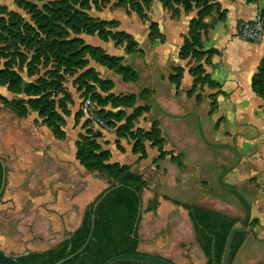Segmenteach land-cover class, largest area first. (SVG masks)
Listing matches in <instances>:
<instances>
[{"label":"rangeland","instance_id":"rangeland-1","mask_svg":"<svg viewBox=\"0 0 264 264\" xmlns=\"http://www.w3.org/2000/svg\"><path fill=\"white\" fill-rule=\"evenodd\" d=\"M148 3L0 0V69L10 70L22 87H36L38 95L33 98L52 102L56 113L52 119L62 132L56 136L49 122L26 103L27 96L12 94L6 90V83H0L1 96L12 102L23 101L22 109L0 102V161L4 162L6 176L0 197L3 253L18 256L41 252L64 240L80 225L87 207L116 183L114 167L125 166L145 182L139 253L161 256L175 264L205 263L181 205L202 206L238 220L243 218L240 204L217 183L221 168L232 164L235 154L205 145L193 117L168 118L150 101L155 79L151 78L152 62L148 60L159 32L150 25L157 16L162 20L163 13L152 12L155 20L150 18L152 2ZM169 12L177 17L171 8ZM203 22L202 34L208 28L207 21ZM85 46L96 51L90 54L82 49ZM103 54L119 61L104 60ZM187 59L189 70L203 69L199 65L203 58ZM121 67L129 68L136 79L125 80ZM181 69L173 68L171 76L180 75ZM196 74L198 83L189 88L191 96H187L192 99L190 103L168 93L170 110L158 105L174 115L196 113L210 142L238 148L240 163L223 180L235 184L250 206L246 230L252 234L245 237L232 264H264V133L257 139L243 140L240 133L244 129L213 116L217 93L209 92L215 87L204 69ZM165 87L170 88V84ZM87 99L95 109L101 108L98 114L105 128L81 112ZM155 124L166 152L160 160L152 141L143 136ZM232 129L237 135L231 136ZM88 144L94 152L105 153L94 171H87L75 157L77 149ZM171 155L177 156V163L183 166L170 162ZM152 198L157 201L154 212L147 211ZM173 229L179 239L170 246H160L163 251L156 249L155 245L164 244L163 239Z\"/></svg>","mask_w":264,"mask_h":264},{"label":"trees","instance_id":"trees-1","mask_svg":"<svg viewBox=\"0 0 264 264\" xmlns=\"http://www.w3.org/2000/svg\"><path fill=\"white\" fill-rule=\"evenodd\" d=\"M144 1H148V4L151 2V0H143V2ZM247 1L249 3H255L257 0ZM158 2L164 9L171 8L174 15H178L180 8L183 12H190L194 9L197 10L196 17L191 19L188 24L187 36L178 53L180 59L184 60L189 57L201 59L214 52L212 49L202 51L201 34L205 31L203 22L205 18L211 16L213 12H216L219 18H221L224 14V11L219 10L216 0H158ZM262 15L264 16V13ZM100 23L105 24L103 21ZM108 23L110 25L113 24V22ZM150 28H157L158 30V26L155 22L151 23ZM126 37L129 36L126 35ZM156 40L159 42L163 41V36L159 32L158 39ZM72 41L79 42L80 40L73 39ZM86 47L87 46L82 49H88L89 53L90 51H96L91 47ZM127 50L130 51V47H128ZM103 55L102 59L104 60L110 62L119 61V58L116 59L114 57L105 56V54ZM120 70L123 72L125 80L136 79V76L129 70V68L121 67ZM179 71L181 72L180 75L178 74L177 76L176 74L168 77V81L174 84L176 89H178L180 85L182 76V69ZM196 71L203 72V69L200 66L194 71L189 70L190 75L193 77V87L198 83ZM126 75H128V77H126ZM0 83H6V90L12 94L23 93L27 96L28 100L26 103L32 109L36 110L40 117H44V120L49 122L51 125L50 127L56 136H61L62 132H60L55 120L52 119V116L56 114L54 110H52V102L46 101L43 98H33L38 95L36 87L31 86L30 84H27L25 87H22V85L20 86V80L17 79V76L12 77L10 70L4 68L0 69ZM192 86L190 89H192ZM250 88L255 96L260 99H264V60H261L259 63L257 72L251 79ZM190 89L186 92L187 96H191ZM141 97L142 94H140V98ZM132 98L133 97L131 96L127 99ZM0 102L7 106L17 105L19 108L21 107V109L23 105V101H8L1 95ZM98 102L100 103V100ZM100 104L103 105L104 102H101ZM100 111L101 108L100 110L98 108L97 114L100 113ZM107 115L108 112L105 113V116ZM143 136L148 141H152L151 145L159 152L157 159H163L162 157L166 154V152L162 150L163 144L157 124L154 125L151 132H146ZM136 142L132 148L133 152H135L137 147ZM104 155L105 153L94 152L91 145L88 144L86 148L77 149L75 157L79 164H81L87 171H94L99 165L98 161H100ZM169 161L179 165L180 167L183 166L181 163H177V156L171 155L169 157ZM109 168L112 170V167ZM114 171L116 175L115 184L122 187H119L106 195L96 208H91L90 204L85 210L80 225L73 232L68 234L69 238L62 240L55 246L45 251L29 252L26 256H20L18 258V262L21 264H54L75 253L83 246L88 237L91 229V217H93V231L90 241L80 254L63 264H103L106 260L113 256L139 253L138 246L141 240L138 230L140 219L135 232H132V226L137 214V207L140 203L139 195L145 187V182L140 176L130 173L128 168L125 166H121L120 168L114 167ZM156 205V202L149 203L147 211H154ZM181 206L185 211H187L188 219L196 232L195 242L202 255L207 259V262L204 264H219L226 236L230 228L239 220L197 205L184 204ZM244 239L245 236L240 234L234 237L228 264L233 263L237 252L244 242ZM117 264L138 263L122 262Z\"/></svg>","mask_w":264,"mask_h":264},{"label":"crops","instance_id":"crops-1","mask_svg":"<svg viewBox=\"0 0 264 264\" xmlns=\"http://www.w3.org/2000/svg\"><path fill=\"white\" fill-rule=\"evenodd\" d=\"M156 1L158 2V0L151 1L149 17L154 19L153 15L162 11V20L157 16L153 22L157 24L163 41L155 40L152 43V56L148 62H152L151 78L155 80L151 86H154L153 98L157 104L170 110L168 102L171 101H166L167 98L170 99L168 93L175 98L177 96L183 98L185 102L192 101L186 95L193 82L187 65L188 59H180L178 53L187 36L188 24L196 17L197 10L183 12L180 8L177 17H174L170 15L169 9H164L159 2L155 4ZM216 3L224 14L219 18L214 12L204 19L208 23V28L201 35L202 51L212 49L214 52L208 55L207 63L204 61L207 55L199 62L215 87L209 93H217L214 97L216 110L213 116L218 115L224 119V122L238 130L244 129L245 131L240 133V138L243 140H254L264 133V99L252 93L250 84L260 61L264 60V38L258 44L240 42L235 38V31L237 23L241 20L264 18L262 15L264 0H257L255 3H249L247 0H216ZM177 66L182 68L178 89L167 79L172 69ZM161 75L163 81H160ZM165 84H170V88H166ZM183 85L186 88H183ZM235 132L233 131L231 136L237 135ZM246 132L249 135H246ZM250 134L252 137H247ZM165 237L164 244H159L158 241L159 245L155 243L159 251H163L160 246H170L179 239L174 229Z\"/></svg>","mask_w":264,"mask_h":264},{"label":"water","instance_id":"water-1","mask_svg":"<svg viewBox=\"0 0 264 264\" xmlns=\"http://www.w3.org/2000/svg\"><path fill=\"white\" fill-rule=\"evenodd\" d=\"M150 101L153 103L154 107L159 112H161L164 116H166L168 118L183 119L185 117H193L195 119V122H196V129L198 131L200 139L202 140V142L205 145L212 147V148L229 150L235 154L234 162L227 167L221 168V170L217 176V183H218L219 187L224 192L232 195L238 201V203L240 204V206L243 210V218L241 220H239L238 222H236L230 228V230L226 236V239H225V243H224V247H223V251L221 254V259H220L219 264H228L232 241L236 235L248 234V230H246V226H247V224L250 220V217H251L250 206L248 205L246 200L243 198V196L240 194L237 186L235 184L226 183L223 180V178L228 173L232 172L240 163L241 155L238 151V148L234 145H222V144H216V143L210 142L204 135V132L200 126L199 117L196 113L188 111V112L181 114V115L170 114L169 112L160 108V106L157 104V102L154 100L153 97L150 98ZM0 164H1V168L3 169L4 165L1 161H0ZM3 178H4V174L2 176V180H3ZM2 187H3V182L0 186V194L2 192ZM119 187H122V186L115 184L112 187L105 189L91 204V208H93V209L96 208L97 205L105 198L106 195H108L110 192L114 191L115 189H117ZM141 211H142V207H141V202H140L138 207H137V214H136L133 226H132V232H135V230L137 228V225H138V222L140 219V215H141ZM92 231H93V217H91L90 232H89L88 237H87L85 243L83 244V246L78 251H76L75 253L67 256L66 258L61 259L60 261H58L54 264H63L65 262L71 260L75 256H77L78 254H80L84 250V248L86 247L88 242L90 241ZM28 254H29V252H25V253L18 255V256H11V255H7V254L3 253L2 251H0V264H21L18 262V258L20 256H26ZM122 262H131V263H138V264H175L172 261H170L169 259L163 258L161 256L150 255V254H145V253L121 254V255L113 256V257L109 258L108 260H106L103 264H117V263H122Z\"/></svg>","mask_w":264,"mask_h":264},{"label":"built area","instance_id":"built-area-1","mask_svg":"<svg viewBox=\"0 0 264 264\" xmlns=\"http://www.w3.org/2000/svg\"><path fill=\"white\" fill-rule=\"evenodd\" d=\"M235 38L240 42L258 44L264 38V18L258 17L252 20L239 21L236 25ZM92 102L87 99L84 101L81 112L86 119L99 127L105 128L106 125L97 114V108H94Z\"/></svg>","mask_w":264,"mask_h":264},{"label":"flooded vegetation","instance_id":"flooded-vegetation-1","mask_svg":"<svg viewBox=\"0 0 264 264\" xmlns=\"http://www.w3.org/2000/svg\"><path fill=\"white\" fill-rule=\"evenodd\" d=\"M3 163V165H4V162H2ZM4 172V173H3ZM3 174H4V178H3V180H2V176H3ZM2 182H3V187H2V191H3V189H4V187H5V184H6V176H5V167L3 166V169L1 168V164H0V186H1V184H2ZM143 192V191H142ZM142 192L140 193V195H139V199H140V202H141V194H142ZM1 195H2V192H1V194H0V197H1ZM154 202H156L157 203V201L155 200V198H152L151 200H150V202L149 203H154ZM238 202V201H237ZM202 207V206H201ZM207 209V208H206ZM210 210V209H209ZM155 211V210H154ZM154 211H150V212H154ZM188 213H187V211H186V215H187ZM187 220H188V222H189V224H190V227H191V232H192V235H193V238H194V240H195V238H196V232H195V230H194V228H193V226H192V224L190 223V221H189V219H188V215H187ZM140 221H141V217H140ZM139 224H140V222H139ZM250 234H252L250 231H248V234H245L244 236L246 237L247 235L248 236H250ZM67 238H69V235H67L66 236ZM65 237V239H67ZM241 248V247H240ZM200 250V249H199ZM204 257V256H203ZM205 258V257H204ZM207 262V259L205 258V263Z\"/></svg>","mask_w":264,"mask_h":264}]
</instances>
